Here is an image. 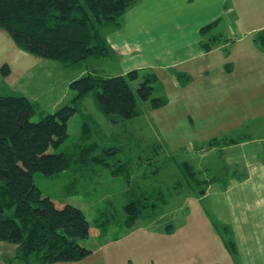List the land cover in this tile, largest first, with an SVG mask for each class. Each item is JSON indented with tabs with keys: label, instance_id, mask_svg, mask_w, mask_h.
<instances>
[{
	"label": "crops",
	"instance_id": "crops-1",
	"mask_svg": "<svg viewBox=\"0 0 264 264\" xmlns=\"http://www.w3.org/2000/svg\"><path fill=\"white\" fill-rule=\"evenodd\" d=\"M211 24L205 34L201 32ZM263 29L264 0H138L123 12L118 26L104 29L109 53L91 58L105 59L110 65L107 77L131 70L140 77L145 70L143 77L149 75L159 82L157 96L164 99L161 106L147 107L148 111L173 100L195 106L201 126L209 127L211 134H222L211 137L200 149L217 153L225 168L200 178L196 175L199 181H209L203 193L188 189L178 194L183 198L178 207L183 211L181 218L170 231L161 227L173 237L171 251H156L148 260H142L141 253L112 252L109 246H119L118 242L135 233L137 227H133L91 247V253L78 262L51 264H101L110 259L116 263L120 256L127 257L124 263L128 260L129 264H264V51L253 40ZM208 32H214L209 37L217 36V42L206 50L202 44L209 39ZM4 37L12 41L0 32V38ZM16 51L18 75L28 71L29 61L41 67L54 61ZM57 63L64 70L74 67ZM81 72V76H101L94 69ZM36 81L34 90L40 85ZM48 82L46 95L54 89L53 82ZM201 101L205 109L198 107ZM188 117L191 130L198 124L192 114ZM224 139L235 141L219 143ZM139 144L168 149L158 140H139ZM16 249V244L0 241V264H23L10 260ZM96 250L101 258L92 263L95 260L89 257Z\"/></svg>",
	"mask_w": 264,
	"mask_h": 264
},
{
	"label": "rangeland",
	"instance_id": "rangeland-1",
	"mask_svg": "<svg viewBox=\"0 0 264 264\" xmlns=\"http://www.w3.org/2000/svg\"><path fill=\"white\" fill-rule=\"evenodd\" d=\"M212 33H207V39ZM7 38H0V95H25L34 103L33 121L70 101L74 92L68 83L80 77L82 70L94 69L102 77L110 73V65L105 59L88 58L66 70L54 61H49L52 65L47 67L29 61L28 71L18 75L20 60L15 55L18 47ZM5 68L8 69L7 74L3 73ZM144 73L145 70L140 72L138 81L144 78ZM35 79L40 84L36 90L32 85ZM50 80L54 89L46 95L48 92L45 89ZM152 85L153 95L157 96L160 84L152 81ZM163 85L168 96V86L165 82ZM136 86L137 81L131 84L134 92ZM75 107V113L67 122L66 139L57 147L50 148L53 152L69 154L70 166L55 175L34 172V185L56 206L71 204L84 213L90 231L86 238L78 242L89 248L123 233L126 229L123 206L133 196V191L143 192L151 198L150 206L145 210L148 217L139 218L135 223V233L118 242L119 246L111 245L109 249L130 256L141 253L142 260H148L149 256L153 258L156 251H171L173 237L165 234V229L161 227H172L181 218L183 211H179L178 207L183 198L178 194L194 186L193 176L200 178L201 175L208 176L224 170L217 153L200 149L207 145L211 137L215 135L218 138L222 134H211L209 127L203 128L197 121L195 106L188 105L186 101L173 100L166 107L148 111L149 101H142L136 95L138 115L127 120L113 115L114 119H119L117 122L109 121L102 112L93 91ZM198 107L205 109L204 101L199 102ZM189 114L196 118L198 124L191 130ZM139 140L147 143L158 140L168 149L140 145ZM95 155L102 160L93 159ZM122 169L124 172L121 174L114 172ZM203 189L200 188L198 193ZM89 258L96 263L101 254L96 250ZM126 259L120 256L116 263L129 264L128 260L124 263ZM102 263L116 264L113 259Z\"/></svg>",
	"mask_w": 264,
	"mask_h": 264
},
{
	"label": "trees",
	"instance_id": "trees-1",
	"mask_svg": "<svg viewBox=\"0 0 264 264\" xmlns=\"http://www.w3.org/2000/svg\"><path fill=\"white\" fill-rule=\"evenodd\" d=\"M137 1L0 0V29L20 50L73 66L109 53L104 29L118 26L123 12ZM212 25L202 27L201 32L205 34ZM216 39L217 36L209 37L202 47L207 50ZM253 40L264 51V29ZM7 72L5 68L3 73ZM138 79L136 70L109 77L84 74L70 82L74 92L71 100L37 121L31 119L35 108L26 97L0 95V241L17 245L11 261L51 264L78 261L91 253V248L78 242L90 231L84 213L71 204L56 206L34 185L32 174L55 175L70 166L69 154L53 152L50 148L66 139L68 119L75 113V105L90 91L112 122L138 115L136 95L142 101H149L150 108L161 106L164 99L153 95L151 76ZM136 81L134 92L131 83ZM234 141L224 139L219 143ZM101 158L93 157L97 161ZM114 172L121 174L124 170ZM193 180L194 186L190 188L195 192L209 183L194 176ZM131 195L123 206L126 231L135 227L139 218L148 217L145 210L151 201L143 192L133 191ZM166 230L170 231L171 227L167 226ZM227 246L234 253L231 241Z\"/></svg>",
	"mask_w": 264,
	"mask_h": 264
},
{
	"label": "water",
	"instance_id": "water-1",
	"mask_svg": "<svg viewBox=\"0 0 264 264\" xmlns=\"http://www.w3.org/2000/svg\"><path fill=\"white\" fill-rule=\"evenodd\" d=\"M200 193H203V190H201Z\"/></svg>",
	"mask_w": 264,
	"mask_h": 264
}]
</instances>
